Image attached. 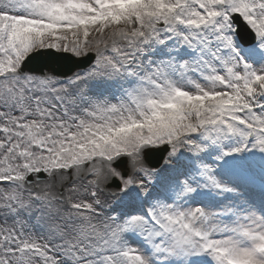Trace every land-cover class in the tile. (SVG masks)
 I'll return each mask as SVG.
<instances>
[{
  "label": "rangeland",
  "instance_id": "obj_1",
  "mask_svg": "<svg viewBox=\"0 0 264 264\" xmlns=\"http://www.w3.org/2000/svg\"><path fill=\"white\" fill-rule=\"evenodd\" d=\"M113 1L106 6L110 5L115 8ZM126 1L124 5H129V9L121 12L120 17L123 21H118L117 24L109 27L106 40L97 39L96 41L90 37L91 45H86V42L82 43L86 45L85 48L76 49L71 44L67 46L63 43L54 49L69 53L76 58L86 56L88 53L94 55V62L90 67L77 71L67 78L17 73L21 61L27 55L38 50L53 48L56 44L55 39L43 37L36 41L29 40V48L23 52L19 50V47H16L15 43L10 42L5 45L0 40V264H77L82 258L87 260L83 264H122L114 260L113 253L110 251L112 249L124 250L121 245L132 240L135 241V245L140 242L146 243L149 249L156 253L153 256V262L156 264H165V262L177 264L181 245L189 244L192 241L189 234L201 239L204 236L202 234L214 228L204 221L203 229L198 231L195 228L197 221H190L182 217V210L180 206L176 205L177 197L176 199L174 196L171 198L167 194H165L167 199V201L164 200L165 203L155 197L150 200L155 215L159 216L164 224H160L153 218L145 201V191L148 190L146 186L157 180L150 171H157L159 174V169H150L144 164L143 150L167 145L169 151L165 159L176 158V149H181L178 146L179 141H184L191 147V153L198 157L199 151L206 148L207 145L205 142H199L197 146H194L191 142L192 139L188 137L197 135L200 131L199 127L188 124L187 129H182L165 123L164 118L168 117L169 112L162 110L158 116L153 113L145 116L142 112L138 116H134L142 104L146 106L149 97L143 95L137 100L133 90L139 84L131 85L127 80L122 82L120 80L132 73L129 70L132 61L134 65L141 67L140 62L145 63L144 58L146 57L152 64L149 65V69H145V73L142 74L138 82L149 80L153 88L157 90L156 92L161 90L160 87L168 88V80H174L173 78H178L177 81H181L182 77L201 81L208 77L207 81H209L211 79L209 75L213 72L211 68H214V64L220 63L222 59L223 62H226V57H223L226 54H221L220 60L210 57L209 54L198 55L193 62L180 67L179 70L171 69L173 60L167 62L162 59L155 46L151 44L157 37L153 34L154 30L164 28V19L160 16H157L160 19H153L152 12L154 10L145 9V4L139 6L137 4L139 0L130 2L134 3L133 7H130V3H126ZM233 1L241 13L232 11L226 13L224 7L229 6L226 0H215V3L213 0L214 10L211 12H206L202 4H197L206 18L197 21H181L177 18L176 20L185 26H192L194 29L209 24L216 31H218L216 23H221L222 28H225V35L233 44L230 48L234 52L240 51L242 54L239 58L243 59L248 56L247 48L256 44L257 35L242 15V12L245 11L242 0ZM96 3L99 4L98 1ZM155 3L160 11L171 9L165 0H155ZM52 12H57V7H52ZM145 16H148L152 23L153 32H146L150 39H143L142 33L134 31L135 28H131V21L128 19L130 17L134 21L144 22ZM213 17L219 19L212 20ZM236 17L243 24L246 46H243L235 37L232 21ZM248 19L251 20V18ZM2 21L3 17H0V36L7 33V30H4L5 22ZM112 21L114 19H104L101 25H108ZM145 24L148 25L147 22ZM47 25L49 28L54 27ZM80 27L84 29L85 26L80 23ZM29 28L31 27L26 26L22 30L27 31ZM171 31L173 37L178 39V33L174 29ZM14 34L15 32L10 36L14 37ZM82 38L88 40L86 33ZM67 39L69 42L73 41V39ZM17 42L21 43L22 40ZM152 49L156 50L155 54L152 53ZM218 51L221 53L223 48L220 47ZM137 61L138 63H136ZM224 70L227 75L231 74V68L225 67ZM218 74L216 73V75ZM216 75H214L215 78H217ZM262 75H264V71ZM109 78L112 82L118 78L119 81L113 85L109 82ZM252 79L254 85L257 86L255 91L258 94L257 100L260 102L264 100V81L259 83V77L256 75H252ZM84 80L87 81L90 88L84 84ZM246 82L248 81L241 84L243 89L254 86L249 87ZM182 85L184 84H178V86ZM236 86L237 84H234V87ZM205 89L202 88L201 91ZM208 90L211 91L194 95L193 98H187L186 101L193 105V100L197 99L201 104L211 102L220 108H224L226 105L228 108L232 107V102H214L217 93L212 89ZM86 91L91 92V95ZM173 94L176 97L184 95L177 90H173ZM241 105H244V109L239 111L255 121L256 113L264 107V102L256 105ZM202 109L208 110L203 117V124L209 137L210 132L217 136L218 128L221 127L225 137L229 141H233L235 132L231 128L230 122L245 124L241 116H234L230 113L223 114V109L212 108V106H204ZM209 113H212L211 117H209ZM213 116L215 117L213 118ZM70 119L77 122L76 126L69 125ZM129 120L136 121L127 123ZM134 122L141 123L143 128L117 135L118 131L123 129L121 127L132 126L135 124ZM75 127L79 130L85 127L83 142L79 143L72 134L77 130L76 128L75 131H71ZM89 128L111 129L108 136L97 135L94 137L88 134L90 133ZM254 128L260 133H264L263 127L255 126ZM129 129V127L126 128V131ZM163 130L170 134V138L164 136ZM252 138L253 134L248 133L244 143L237 149L223 150V152L233 159L238 152L246 151ZM66 139L73 145H68ZM259 145L258 142L252 144L251 150L256 151ZM181 154L184 156L183 153ZM80 157H82L81 160ZM127 157L135 158L139 163L138 174L132 172L131 175ZM122 159L126 161L129 170V174L124 180L121 179L120 173L113 168L114 163ZM185 159L188 160L191 167L187 166L174 177L175 182L185 186L184 193L223 187L210 177L206 164H203L199 158L188 157ZM208 164L215 167L221 166V161L213 157ZM227 168L225 167L224 171L230 172ZM189 170H197L198 173L188 180L186 175ZM32 173L35 174L33 181L27 183V177ZM54 173L64 177V183L58 188H54L52 183L48 184V190L44 191V196L36 195L33 192L34 184L50 182ZM37 174H43L44 178L37 181ZM173 175L164 179L169 181ZM73 176L80 179L71 183L70 180ZM163 177L164 175L161 179ZM114 179L121 182V188L118 190L108 187ZM98 182L103 183L102 187ZM190 182L193 184L192 186H188ZM18 187L29 190L32 194H24L18 190ZM99 187L109 191L113 200L91 199L90 194L94 195V191ZM129 188L137 190L138 206L136 209L140 211L138 215H135L134 211L132 214L127 210L130 207L127 196ZM35 197H40L39 204L31 202V198ZM56 197L64 198L66 206L54 203ZM95 203H99L100 207H95ZM66 208L74 213L68 212ZM83 212H92V214L86 215L82 214ZM145 221L154 227L151 231H146ZM163 229L164 231H161ZM164 233L165 235L161 238V234ZM159 238H161V242L157 241ZM202 247L205 248V245L202 244ZM208 250L206 249V251ZM260 250L264 253V246ZM196 253L190 255L192 264H200V259L195 258ZM210 253L218 254L212 251ZM119 255L125 261L123 264H144L137 255L126 254L124 251ZM223 255H220L221 258ZM155 256H161L162 260L155 259ZM204 264L212 263L207 259Z\"/></svg>",
  "mask_w": 264,
  "mask_h": 264
},
{
  "label": "bare ground",
  "instance_id": "obj_2",
  "mask_svg": "<svg viewBox=\"0 0 264 264\" xmlns=\"http://www.w3.org/2000/svg\"><path fill=\"white\" fill-rule=\"evenodd\" d=\"M97 1L99 4L96 3ZM121 1L125 0H114L113 5ZM111 2L112 0H0V15L4 16L7 26V33L4 36H0V40L5 45H8L10 42L15 43L16 47H19V50L22 52L29 48V40L36 41L43 37L56 40V44L53 46L54 49H57V46L63 43L67 46L71 44L76 49L85 48L86 45H91L90 37L92 40L95 39L97 41L99 39L100 41H104L107 38L106 33L109 27L114 26L118 21H123L120 17L121 12L128 11L129 8L125 7L120 10L111 6L105 8V5ZM144 2L140 0L141 4H145V9L154 10L152 12L153 19H164V28L154 30L153 32L152 23L148 16H145L144 22H137L129 17L131 28L134 27V31L142 33L143 39H150L149 34L146 33L148 31L157 35L155 41H152L151 44L155 46L162 59L167 62L173 60L171 69L179 70L180 67L193 62L198 55L209 54L210 57L220 60L222 58L220 55L226 54L223 55V57H226V62H223L222 59L220 63L216 62L214 64V68H211L213 72L209 75L211 76L209 81H207L208 77L203 78L201 81L191 78L188 80L186 77H182L181 81H177L178 78H173L174 80H168V88L160 87L161 90L159 89L160 91L156 92L157 90L153 88L149 80L138 82L142 74L145 73V69H149V65L152 64L146 57L144 58L145 63L140 62L141 67L134 65L132 61L129 67L132 73L120 80V82L127 80L131 85L139 84L133 90L137 100L143 95L144 97H149V100L146 101V106L142 104V107L138 109V112L134 116H138L142 112L145 116L152 113L160 114L162 110L164 112L167 110L166 112H169V115L164 118L165 123L167 122L182 129H187L188 124L199 127L200 131L197 135H189L188 137L192 139L191 142H193L194 146H197L199 142H205L207 145L206 148H202L199 151L197 157L191 153L189 145L185 144L184 141H179L178 146L181 149H176L177 157L165 159L161 167L158 168L159 174L157 171H150L157 180L146 186L148 187V190L145 191L146 204L149 206L153 218L160 224H164V221L155 215L156 213L152 209L150 200L155 197L164 202V200L167 201L165 194L170 195L171 198L174 196L175 199L177 197L176 205L180 206L182 210V217L190 221H197L195 228L198 231L203 229L204 221H207V225L214 226L212 230H207L202 234L204 236L201 239L189 234L193 242L181 245V249L178 252L179 261H177V264H192L190 263V255L194 252H197L195 258L200 259V264H204V261L207 259L212 264H264V253L260 250L264 246V133H260L254 128L255 126L264 128V107L261 108L260 112L256 113L255 121L247 114L239 111L244 109V105L241 104L256 105L264 102V100L260 102L257 100L258 94L255 91L256 86L252 79V75H256L259 77V81H264V75H262L264 71V0H242L245 7L242 15L257 35L256 44L249 49L247 48L246 53L248 56L243 59L239 58L242 54L240 51L236 50L234 52L230 48L233 44L225 35V28H222L221 23H216L218 26V31H216L209 24L194 29L176 20L177 18L181 21H197L204 18L205 14L201 12L197 4H202L207 12H211L214 10L213 0H165V3L171 7L169 11H160L154 0H144ZM226 2L229 6L224 5V12L232 11L238 13L239 7L233 0H226ZM52 7H57L60 16L52 13ZM157 16H160V18ZM248 18H251V20ZM104 19H114V21L108 25L103 24L105 26H101L100 23ZM214 19L218 20L219 18L214 17ZM42 22H44L43 24L48 23L53 25L54 29L39 26ZM146 22L148 25L145 24ZM80 23L84 24V29L80 27ZM26 26L33 27L34 32L30 30L20 31L14 37L10 36L14 27L23 28ZM172 29L178 33V39L173 37ZM84 33H86L88 40L82 38ZM67 38L73 39V41L69 42ZM19 40H22V42L18 43L17 41ZM220 47L223 48L221 53L218 51ZM156 50L152 49V53L155 54ZM225 67L231 68L230 75L225 73ZM207 72L209 73L210 69ZM216 73L219 74L216 75ZM118 81L119 78L114 82L109 78V82L113 85L117 84ZM244 81H248L246 83L249 84V87L251 85L254 86L243 89L241 84ZM83 82L90 88L86 80ZM180 83L184 85L178 86ZM234 84H237V86L234 87ZM202 88L212 89L217 93L214 97V102H232V107L228 108V105H226L224 108H220L217 104L211 102H203L201 104L196 99L193 100L194 103L191 105L186 101L187 98H193L194 95H201L205 91H211L208 89L201 91ZM173 90L184 93L183 97L174 96ZM94 91H97V89H94ZM88 93L91 95V92L88 91ZM173 104H176L178 108L174 109ZM204 106L223 109V114L230 113L243 118L245 122L243 125L234 123L233 121L230 122V126L235 132L233 141H229L225 137L224 130L221 127L218 128L219 132L216 129L217 136L215 134L212 135L210 131V137L208 136V131L203 124V117L208 110L202 109ZM211 116L212 113H209V117ZM69 121V125L76 126L77 122L74 119H70ZM131 121L136 120H129L127 123ZM76 128H72L71 131H75ZM110 129L95 130L94 128H89L90 133L88 134L94 137L97 135L108 136ZM84 131L85 127L80 130L77 128L72 133L79 143L85 139ZM248 133H252L253 138L246 151L238 152L233 159L223 152V150L237 149L244 143ZM163 134L165 137L170 138V134L167 131L163 130ZM185 135L187 134L185 133ZM66 140L68 145H73L68 139ZM256 142L260 145L256 148V151H252V144ZM187 156L199 158L203 164H206L210 177L219 185H223V187L211 190L186 191L184 193L183 189L185 186L175 182L174 177L186 169L187 166L191 167L187 162L188 160L185 159L188 158ZM213 157L221 161V166L215 167L212 164H208L209 160ZM127 159L131 175L132 172L138 174L139 163L135 158L131 159L127 157ZM225 167H228L227 169L230 172H225ZM195 173H198L197 170H189L186 175L188 180ZM171 174L174 175L169 181L164 179L165 177H170ZM162 175H164L163 179H161ZM79 179L73 176L70 181L71 183H75ZM51 181L39 182L37 185L34 184L35 190L33 192L42 197L45 195L44 191L48 190V184L52 183L54 188H58L64 183V177L54 173ZM98 183L102 187L103 183ZM192 185L191 182L188 184V186ZM18 190L27 195L32 194L31 191L23 190L20 187H18ZM127 194L129 199L128 205L130 206L127 210L132 214L134 211L135 215H138L140 211L136 209V206H138L136 198L137 190L129 188ZM175 194L177 195L175 196ZM90 196L93 200L112 199L111 193L102 190L100 187L94 191V195L90 194ZM31 199V202L35 204H39L40 202V197ZM54 203L66 206L64 198L56 197ZM95 207L99 208L100 204L95 203ZM66 209L68 212L74 213L70 209ZM82 214L89 215L92 212H83ZM147 223L145 221L146 231L148 232L154 227ZM218 225L220 226L218 227ZM161 231H164V229ZM164 235L165 233L161 234V238ZM161 238L157 239V241L161 242ZM134 242L133 240L124 242L121 245L124 250L121 249V251L112 249L110 253H113L114 260L123 264V257L119 254L124 251L126 254L137 255L138 259H141L144 264H156L153 262V256L156 253H153L146 243L140 242L135 245ZM202 244L205 245V248L202 247ZM208 246L210 248H207ZM206 249L209 250L206 251ZM210 251L217 252L218 254H212ZM221 254H224L222 258ZM155 259L162 260L161 256H155ZM85 262L87 260L82 258L77 264Z\"/></svg>",
  "mask_w": 264,
  "mask_h": 264
},
{
  "label": "water",
  "instance_id": "obj_3",
  "mask_svg": "<svg viewBox=\"0 0 264 264\" xmlns=\"http://www.w3.org/2000/svg\"><path fill=\"white\" fill-rule=\"evenodd\" d=\"M94 60V56L89 54L83 58H75L72 55L65 53H56L52 50L38 51L29 55L22 63L19 70L20 74L29 73L35 75L52 74L57 77L66 78L77 70L86 69ZM168 148L164 146L161 149H150L144 152V160L152 168H157L161 165ZM119 167L122 169V178L127 177L124 164L121 163ZM42 176L39 177V180ZM31 181V178L28 179ZM114 186L119 188L117 181Z\"/></svg>",
  "mask_w": 264,
  "mask_h": 264
}]
</instances>
